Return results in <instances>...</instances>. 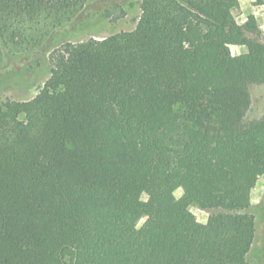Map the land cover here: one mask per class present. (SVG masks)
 <instances>
[{
	"label": "trees",
	"instance_id": "16d2710c",
	"mask_svg": "<svg viewBox=\"0 0 264 264\" xmlns=\"http://www.w3.org/2000/svg\"><path fill=\"white\" fill-rule=\"evenodd\" d=\"M90 1L0 0V73L48 52L51 66L34 97L0 105V264H249L257 20L235 18L238 0H142L134 29L54 45ZM205 85L219 94L186 102Z\"/></svg>",
	"mask_w": 264,
	"mask_h": 264
},
{
	"label": "rangeland",
	"instance_id": "374dc122",
	"mask_svg": "<svg viewBox=\"0 0 264 264\" xmlns=\"http://www.w3.org/2000/svg\"><path fill=\"white\" fill-rule=\"evenodd\" d=\"M142 0H91L88 6L74 20V24L84 23L75 31L56 37L54 45L59 46L64 41L78 42L91 37L103 38L115 33L132 30L136 27L141 14ZM235 18L243 23L249 19H256L264 32V0H238L234 9ZM77 23V24H78ZM228 55H236L246 51L244 45H228ZM49 53L38 55L40 65L29 70H16L15 67L5 69L0 73V105L8 99L27 100L34 97L43 87L50 76ZM252 97L251 107L247 113L248 119L261 118L264 114V83L250 86ZM219 94L209 85L201 90H192L186 96V102L209 98ZM188 184H181L174 194L180 197L187 189ZM142 198L148 201L147 195ZM247 198L250 203L247 211L255 215L256 236L251 249L246 253L249 264H264V174L252 179ZM189 214L199 222H207L210 211L193 204ZM152 219L159 222L160 218L155 212L145 214L139 221L141 225L145 220ZM196 248L193 243L192 249Z\"/></svg>",
	"mask_w": 264,
	"mask_h": 264
}]
</instances>
